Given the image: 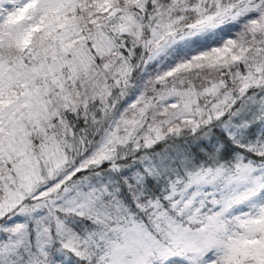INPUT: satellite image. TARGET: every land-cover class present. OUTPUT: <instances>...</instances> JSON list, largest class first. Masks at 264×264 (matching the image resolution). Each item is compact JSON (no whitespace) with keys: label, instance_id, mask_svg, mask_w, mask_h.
<instances>
[{"label":"snow or ice","instance_id":"1","mask_svg":"<svg viewBox=\"0 0 264 264\" xmlns=\"http://www.w3.org/2000/svg\"><path fill=\"white\" fill-rule=\"evenodd\" d=\"M0 264H264V0H0Z\"/></svg>","mask_w":264,"mask_h":264}]
</instances>
